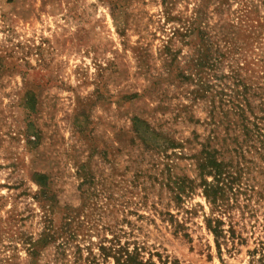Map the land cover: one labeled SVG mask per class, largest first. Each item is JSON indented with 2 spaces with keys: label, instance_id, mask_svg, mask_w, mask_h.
Listing matches in <instances>:
<instances>
[{
  "label": "rangeland",
  "instance_id": "1",
  "mask_svg": "<svg viewBox=\"0 0 264 264\" xmlns=\"http://www.w3.org/2000/svg\"><path fill=\"white\" fill-rule=\"evenodd\" d=\"M258 129L264 0H0V264L112 237L155 264L264 260ZM207 151L233 178L222 210ZM206 217L232 229L219 248Z\"/></svg>",
  "mask_w": 264,
  "mask_h": 264
},
{
  "label": "trees",
  "instance_id": "2",
  "mask_svg": "<svg viewBox=\"0 0 264 264\" xmlns=\"http://www.w3.org/2000/svg\"><path fill=\"white\" fill-rule=\"evenodd\" d=\"M246 135L249 137H260L264 136V133H261L260 129L254 133L248 130ZM198 169L200 178L198 185L202 187L203 195L213 209H224V189L233 180L232 175L226 171L225 164L216 159L214 152L207 151L205 152V159L198 164ZM207 176H212V179L208 180ZM188 183L180 184L179 192L191 190L193 188L192 181ZM205 222L207 229L213 234L218 248L220 247L219 238L224 237L226 230L232 236V229L229 227V229L225 230L221 219L206 217ZM107 243L103 242L98 245L97 254L91 250H88L85 256L82 253L78 254L80 260L78 264H155L153 261L143 259L142 248L137 245H133L130 248L128 242L120 243V240L114 237L107 240ZM110 259H112V263ZM162 264H165V262ZM255 264H264V260L259 259L258 263Z\"/></svg>",
  "mask_w": 264,
  "mask_h": 264
}]
</instances>
